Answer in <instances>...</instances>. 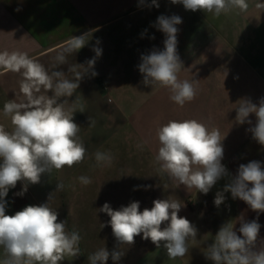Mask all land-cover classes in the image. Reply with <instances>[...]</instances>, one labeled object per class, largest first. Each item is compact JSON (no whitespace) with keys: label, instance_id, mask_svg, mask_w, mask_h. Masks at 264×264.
<instances>
[{"label":"crops","instance_id":"crops-1","mask_svg":"<svg viewBox=\"0 0 264 264\" xmlns=\"http://www.w3.org/2000/svg\"><path fill=\"white\" fill-rule=\"evenodd\" d=\"M157 2L158 8L151 0H0V52H25L49 71H63L68 79L73 78L71 65H81L83 71L95 57L76 93L67 98L72 103L78 97L85 106L84 112L74 113L87 148L85 160L72 168L42 174L40 183L29 184L23 195L17 193L24 182H17L4 198L6 214L14 215L28 205L49 202V196L55 194L52 206L58 222L66 221L69 232L76 230L82 236L81 254L59 264H89L88 255L102 247L110 253L124 252L116 262L110 256L107 264H214L205 252L221 226L234 224L241 235L240 221L257 217L261 228L256 250L264 247V212L258 214L224 192L241 164L255 160L264 167V146L248 130L256 124L255 115L248 118L251 124L236 121L241 99L259 104L264 98V7H258L264 0H247L246 11L232 8L218 17L185 10L171 0ZM174 14L182 18L177 25V51L183 62L179 78L199 84L197 97L183 107L170 100L166 88L145 85L138 67L143 55L164 49L166 35L158 29L157 18ZM85 34L86 45L68 55L67 63L57 65L55 57L67 41ZM94 47L102 50L99 57ZM21 79L20 74L0 68V125L7 130L12 125L3 115V105L21 99ZM182 119H196L210 129L218 128L222 137L226 135L221 163L227 175L206 195L178 186L158 171L155 162L156 129L169 120ZM96 151L110 152L111 166H96ZM82 175L92 183L82 185L78 180ZM59 182L64 184L62 191L57 190ZM217 192L225 197L219 207L214 204ZM168 197L180 200L183 207L178 215L197 229L196 241L190 242L182 258L169 259L163 246L157 248L142 234L132 245H119L107 223L110 217L99 211L106 202L118 210L133 201H139L143 211L154 200ZM101 224L105 225L102 229ZM4 256L0 247V260Z\"/></svg>","mask_w":264,"mask_h":264},{"label":"clouds","instance_id":"clouds-1","mask_svg":"<svg viewBox=\"0 0 264 264\" xmlns=\"http://www.w3.org/2000/svg\"><path fill=\"white\" fill-rule=\"evenodd\" d=\"M152 5L159 7L157 0ZM172 4H182L185 10H197L220 16L232 8L246 11L247 0H171ZM264 7V5H258ZM157 26L166 35L164 49L153 50L141 57L139 71L143 74V83L152 87L166 88L170 100L180 107L193 101L199 93L198 81L181 80L179 73L183 62L177 51V25L182 23L178 15L157 18ZM87 35L72 36L66 48L55 57L57 65L67 63V56L84 47ZM99 43V41H97ZM96 57L102 50L94 47ZM95 64V57L87 62L88 68ZM83 67V66H82ZM0 68L5 72L21 75L19 101L8 100L3 105V115L10 118L12 128L7 130L0 125V247L5 256L0 264H59L81 254L82 236L79 231L69 232L66 221L58 222V213L53 208L54 195L49 202L40 205H28L14 215L6 214L7 196L17 182L23 181L20 193L27 191L29 184L40 183L42 174H51L82 163L87 156L86 145L79 135L81 128L74 122V113L84 112V104L75 101L69 103L79 88V82L88 68L71 65L68 79L63 71H49L38 60L21 51L0 52ZM97 73L94 71L92 75ZM51 92V95L46 93ZM61 98H64L61 102ZM111 103V101L109 100ZM236 121L249 123L250 114L256 117L254 127L248 129L253 138L264 146V98L259 104L249 99H241L236 107ZM90 126L94 121L90 118ZM222 137L218 128H209L196 119L169 120L156 129L159 143L155 162L158 171L166 175L177 185L188 190L207 194L223 176L227 175L221 163L224 155ZM96 166H111L113 156L110 152L94 153ZM82 185L92 183L87 176L78 177ZM251 185V187H249ZM64 184L59 182L57 190L62 191ZM224 192H230L233 199L244 201L251 210L264 212V167L260 161L241 164L236 177L225 186ZM223 192H217L214 204L219 207L224 202ZM183 204L178 199H156L153 206L140 211L139 201L130 202L113 210L105 203L99 211L106 213L107 222L119 245H132L135 237L142 234L144 240H150L157 248L163 246L169 259L185 257L190 242L196 241L197 229L185 217L179 216ZM254 219L240 221L238 229L234 224L226 223L219 229L205 252L207 259L214 264H264V247L256 250L261 225ZM163 225V227H162ZM101 224V229L104 227ZM124 252L99 248L88 255L89 264H107L109 257L116 262Z\"/></svg>","mask_w":264,"mask_h":264}]
</instances>
